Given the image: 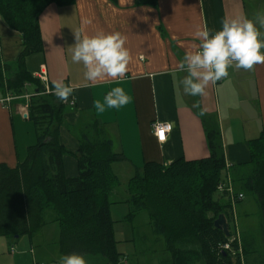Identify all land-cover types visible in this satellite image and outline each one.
Masks as SVG:
<instances>
[{"label": "crops", "instance_id": "1", "mask_svg": "<svg viewBox=\"0 0 264 264\" xmlns=\"http://www.w3.org/2000/svg\"><path fill=\"white\" fill-rule=\"evenodd\" d=\"M258 12L264 14V0H157L156 5L137 0L51 3L38 19L43 49L28 54L25 65L33 75L44 69L49 88L53 80H63L72 86L73 93L64 101L65 123L60 129V141L68 149L75 151L78 147L69 125L93 117L103 123L113 149L126 157L112 163L120 184L123 176L130 179L146 162L169 164L181 157L187 160L208 157L209 126L220 131L227 165H233L234 172L242 175L250 169V142L264 130V64L247 70L229 68L226 77L214 84L209 82L202 97L184 94L180 80L186 73L178 71L177 65L185 51L197 44L191 35L197 26L218 29L225 16L254 18ZM82 18L90 21L85 29L88 34L103 30L124 36L130 60L127 72L118 81L104 78L89 82L84 78L82 63L71 61L69 46L75 42L74 32L80 30ZM0 23L8 36V48L13 46L12 50H16L20 44L17 35L21 34L1 17ZM259 31L264 36V28ZM117 86L128 94V104L97 112L93 102L102 101L104 94ZM37 90L36 85L28 83L23 93L13 96L0 86V164L15 167L26 157L28 147L35 144V125L28 117V107ZM196 102L206 107L205 115L197 114L193 108ZM159 121L172 126L164 141L157 139L153 128ZM63 162L67 176L78 174L77 162L71 154H65ZM234 225L233 239L244 234L256 241L246 229L238 228L235 219ZM18 237L0 238V264H7L8 257L3 253H15L11 252L12 239Z\"/></svg>", "mask_w": 264, "mask_h": 264}, {"label": "trees", "instance_id": "2", "mask_svg": "<svg viewBox=\"0 0 264 264\" xmlns=\"http://www.w3.org/2000/svg\"><path fill=\"white\" fill-rule=\"evenodd\" d=\"M72 1L0 0V17L21 34L23 46L14 65L4 62L0 54V86L13 96L23 93L28 83L38 89L28 107V117L35 125V144L15 167L0 164V236H32L48 222H56L63 254L88 255L96 264H127L117 250L114 225L120 219L133 223L137 214L146 210L150 234L142 237L164 239L168 256L162 264H264V249L257 250L251 236L233 239L234 205L228 193L215 195L228 168L235 180L216 126L206 131L208 157H181L169 164L146 162L127 181V195L121 199L113 198L120 180L112 163L126 157L113 149L97 117L69 125L78 140L75 151L61 143L66 102L52 94V87L46 91L41 80L26 68L25 58L43 49L38 21L43 9L51 3ZM137 1L157 4V0ZM250 153L249 172L239 177V186L234 185L236 181L233 186L235 194L255 195L264 243V130L250 142ZM65 154L75 158L78 174H65ZM118 203H125L128 210L115 219L113 206ZM221 213L229 223L228 236L214 225ZM228 242L230 249H224L222 245Z\"/></svg>", "mask_w": 264, "mask_h": 264}, {"label": "clouds", "instance_id": "3", "mask_svg": "<svg viewBox=\"0 0 264 264\" xmlns=\"http://www.w3.org/2000/svg\"><path fill=\"white\" fill-rule=\"evenodd\" d=\"M87 18L81 19L80 30L74 32L75 42L69 46L73 63H82L84 78L95 82L104 78L118 81L127 72L130 60L125 38L119 32H86ZM264 28V14L257 13L254 18L225 16L218 29L197 26L192 39L197 41L194 49L186 50L177 70L186 73L180 84L184 94L193 97L204 96L205 88L228 75V69H251L264 64V36L259 29ZM52 94L61 102L73 93L70 84L63 80H53ZM129 102V96L122 87H113L101 100H95L93 107L97 112L105 109H120ZM197 114L205 115L207 109L200 102L193 104ZM57 264H86L81 253L72 252L59 257Z\"/></svg>", "mask_w": 264, "mask_h": 264}, {"label": "rangeland", "instance_id": "4", "mask_svg": "<svg viewBox=\"0 0 264 264\" xmlns=\"http://www.w3.org/2000/svg\"><path fill=\"white\" fill-rule=\"evenodd\" d=\"M3 29L0 23V54L6 63L14 65L17 62L20 52L23 50L22 37L17 35V41L20 44L17 46L18 50L16 49L13 51V46L10 49L8 48V36ZM2 45L3 48H1ZM233 170L234 169H232L233 178L236 182H232H234V185L237 187L239 186L237 181L241 173L234 172ZM229 174L232 179L231 170ZM128 179L129 178L126 176L122 177L121 184L116 188V193L113 194L114 199L126 197L127 193L125 191V186ZM219 193L220 191H217L215 195ZM234 205V217L238 228L241 229V231L246 229L250 235H253L256 239V249L262 251L264 249V243L261 235L263 230L261 226V211L255 195L246 193L244 199L236 202ZM127 210V205L125 203L115 204L113 206V217L115 219H120ZM120 220H118L114 226L115 238L119 241L117 250L124 257L123 261L127 264H162V261L168 256V252L164 250V239L158 237L154 240L151 237L148 239L142 237L146 233L150 234V228L147 224V211H140L133 223ZM232 227L234 229L233 224ZM59 236L58 224L56 222H48L43 226L41 231H37L32 236L22 234L15 240L13 238L12 248L15 253L12 254L6 251V253L2 255L8 257V260H6L7 264H15V258L18 260L16 264H57L59 257L63 255L59 247ZM0 238L6 237L0 236ZM10 246L9 244L8 248H10ZM83 256L86 260V264H96L93 257L88 255Z\"/></svg>", "mask_w": 264, "mask_h": 264}, {"label": "built area", "instance_id": "5", "mask_svg": "<svg viewBox=\"0 0 264 264\" xmlns=\"http://www.w3.org/2000/svg\"><path fill=\"white\" fill-rule=\"evenodd\" d=\"M35 76L37 78H39L41 80V82L45 85L46 91L47 92L50 91L49 87L46 86L47 83H48L46 71L44 69H41L39 72H37L35 74ZM171 127L172 126L169 123L160 122V121L159 122H155L153 124V128H154V132H155V134L157 136V139L159 141H164L165 137H166V134H167L168 131L171 130ZM218 190L220 192H227L228 196L231 198V201H232L233 205L237 202V200H241V199L244 198V194L242 192H239V193L235 194L233 182H232V179L230 177L229 172L226 173L225 179L219 183ZM234 219H235V217H234ZM222 246H223L224 249H230V247H231L229 242L228 243H224ZM11 252H14L13 248H11Z\"/></svg>", "mask_w": 264, "mask_h": 264}, {"label": "water", "instance_id": "6", "mask_svg": "<svg viewBox=\"0 0 264 264\" xmlns=\"http://www.w3.org/2000/svg\"><path fill=\"white\" fill-rule=\"evenodd\" d=\"M26 115V114H25ZM214 225L218 228H220L221 230H223L226 235H229V223L228 220L225 216V214L221 213L214 221ZM16 237H18V235H15Z\"/></svg>", "mask_w": 264, "mask_h": 264}]
</instances>
